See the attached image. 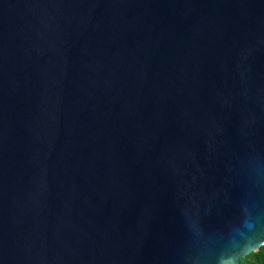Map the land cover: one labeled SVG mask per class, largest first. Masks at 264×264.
Masks as SVG:
<instances>
[{"label": "water", "instance_id": "95a60500", "mask_svg": "<svg viewBox=\"0 0 264 264\" xmlns=\"http://www.w3.org/2000/svg\"><path fill=\"white\" fill-rule=\"evenodd\" d=\"M257 166L264 0H0V264H192Z\"/></svg>", "mask_w": 264, "mask_h": 264}, {"label": "clouds", "instance_id": "9594fccd", "mask_svg": "<svg viewBox=\"0 0 264 264\" xmlns=\"http://www.w3.org/2000/svg\"><path fill=\"white\" fill-rule=\"evenodd\" d=\"M192 264H264V180L259 166L237 215L213 233Z\"/></svg>", "mask_w": 264, "mask_h": 264}]
</instances>
